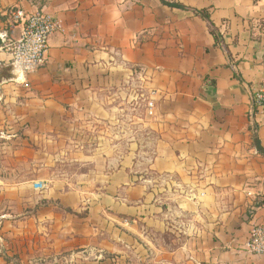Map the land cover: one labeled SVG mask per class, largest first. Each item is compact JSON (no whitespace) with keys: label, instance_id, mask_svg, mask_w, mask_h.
Wrapping results in <instances>:
<instances>
[{"label":"crops","instance_id":"1","mask_svg":"<svg viewBox=\"0 0 264 264\" xmlns=\"http://www.w3.org/2000/svg\"><path fill=\"white\" fill-rule=\"evenodd\" d=\"M14 9L61 30L24 81L0 44V264H264V0Z\"/></svg>","mask_w":264,"mask_h":264},{"label":"built area","instance_id":"2","mask_svg":"<svg viewBox=\"0 0 264 264\" xmlns=\"http://www.w3.org/2000/svg\"><path fill=\"white\" fill-rule=\"evenodd\" d=\"M10 21L21 26V35L11 41L5 32L0 33V44L9 56V68L14 79L25 80L37 73L46 63L51 36L61 30L59 21L45 12L26 14L21 9L9 12ZM252 107L264 114V88L252 93ZM152 114V104H148ZM245 252L251 256L264 257V222L257 223L249 231Z\"/></svg>","mask_w":264,"mask_h":264},{"label":"rangeland","instance_id":"3","mask_svg":"<svg viewBox=\"0 0 264 264\" xmlns=\"http://www.w3.org/2000/svg\"><path fill=\"white\" fill-rule=\"evenodd\" d=\"M65 172H59L60 175H64ZM80 174V173H79ZM42 190H47V189H42ZM42 206H44L43 204H41ZM11 238V237H10ZM20 240V239H19ZM17 241V236H13L12 237V241H10V245L13 247L16 245Z\"/></svg>","mask_w":264,"mask_h":264},{"label":"trees","instance_id":"4","mask_svg":"<svg viewBox=\"0 0 264 264\" xmlns=\"http://www.w3.org/2000/svg\"><path fill=\"white\" fill-rule=\"evenodd\" d=\"M211 32H212L213 35H215V38H216V40H217V36H216V34L214 33V31L212 30Z\"/></svg>","mask_w":264,"mask_h":264}]
</instances>
